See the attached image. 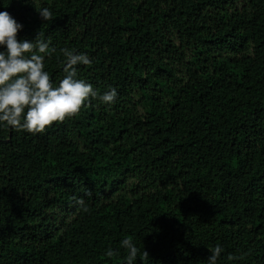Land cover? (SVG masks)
Instances as JSON below:
<instances>
[{
  "label": "trees",
  "instance_id": "1",
  "mask_svg": "<svg viewBox=\"0 0 264 264\" xmlns=\"http://www.w3.org/2000/svg\"><path fill=\"white\" fill-rule=\"evenodd\" d=\"M0 10L55 47L53 83L67 48L91 61L78 78L117 90L41 132L0 127V264H123L124 237L136 264H207L217 245V264H264V0Z\"/></svg>",
  "mask_w": 264,
  "mask_h": 264
},
{
  "label": "clouds",
  "instance_id": "2",
  "mask_svg": "<svg viewBox=\"0 0 264 264\" xmlns=\"http://www.w3.org/2000/svg\"><path fill=\"white\" fill-rule=\"evenodd\" d=\"M38 13L43 20L52 16L47 7L40 8ZM22 28V23L8 11L0 10V127L41 132L53 121L78 113L90 97L107 104L115 101V88L98 94L92 84L78 78L75 66L91 63L86 53L62 48L66 60L64 75L53 83L44 60L56 51L55 47L44 40L18 39V30ZM119 243L126 250L123 264H136L140 250L133 240L124 237ZM118 251L110 247L105 255L111 257ZM221 252L222 248L215 246L207 264H217ZM143 253L139 257L145 261L148 253L145 250Z\"/></svg>",
  "mask_w": 264,
  "mask_h": 264
}]
</instances>
